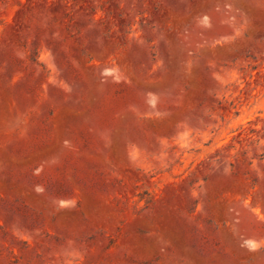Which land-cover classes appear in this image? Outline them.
<instances>
[{
  "label": "rangeland",
  "instance_id": "374dc122",
  "mask_svg": "<svg viewBox=\"0 0 264 264\" xmlns=\"http://www.w3.org/2000/svg\"><path fill=\"white\" fill-rule=\"evenodd\" d=\"M0 264H264V0H0Z\"/></svg>",
  "mask_w": 264,
  "mask_h": 264
}]
</instances>
